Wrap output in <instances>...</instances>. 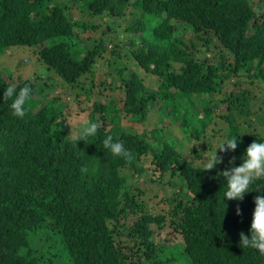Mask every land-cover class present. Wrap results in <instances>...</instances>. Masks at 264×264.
<instances>
[{
	"label": "trees",
	"instance_id": "obj_1",
	"mask_svg": "<svg viewBox=\"0 0 264 264\" xmlns=\"http://www.w3.org/2000/svg\"><path fill=\"white\" fill-rule=\"evenodd\" d=\"M62 2L0 0V51L34 47L40 60L63 81L39 90L35 81L40 78L14 85L13 72L0 69V264H264V254L240 246V234L250 236L255 197L264 193H247L243 201L225 199L227 185L219 175L231 167L233 157L239 166L246 148L264 138V112L263 131L252 136H243L232 114L235 109L249 113L255 90L264 89V2ZM129 6L134 9L126 26L118 22L129 40L128 49H119V40L106 44L101 38L92 48L83 47L84 56L78 58L80 30L103 23L92 22L91 17L101 15L116 22L114 18H124ZM173 19L190 25L194 36L177 34ZM215 40L220 43L218 60L201 58L200 47L209 48ZM111 44L115 55L102 77L112 81L104 86L94 81V64ZM125 57L133 59V67ZM113 75L123 81L121 108L118 98L95 99L101 96L96 89L115 88ZM147 75L160 80L156 89L148 86ZM233 76L234 86L243 87L247 81L250 87L226 89ZM26 84L33 93L21 119L12 114V100L4 101V92L8 85L19 91ZM58 87L62 92L51 97L49 93ZM67 94L76 101L84 95L88 121L98 124V134L87 141L70 135ZM151 102H159L160 124L152 129L150 139L146 131L119 124L121 110L131 116L130 122H144ZM216 110L229 121L226 140L238 137V148L226 152L214 169L204 170L205 165L187 159L175 138L165 133L174 117L184 126L196 120L200 127L192 133L202 137ZM98 112L110 123L109 129L99 125ZM109 135L131 151V159L114 157L104 148ZM148 160L155 164L159 181L170 174L168 181L180 188L170 200L173 205L154 214L128 189L122 173L126 167L143 173ZM256 186L264 187V179ZM42 222L53 227V237L43 235ZM63 248L68 261L56 262Z\"/></svg>",
	"mask_w": 264,
	"mask_h": 264
},
{
	"label": "rangeland",
	"instance_id": "obj_2",
	"mask_svg": "<svg viewBox=\"0 0 264 264\" xmlns=\"http://www.w3.org/2000/svg\"><path fill=\"white\" fill-rule=\"evenodd\" d=\"M60 1H66L62 2L63 4L69 2L70 4L73 3L74 5H77L80 2V0ZM255 1L264 2V0ZM132 9H134L132 6L128 7L126 15L123 19L121 17H115L114 19L118 20L119 23H123V25L126 26V23H128L129 19L132 17ZM75 12L78 15V9H75ZM84 17H88V14L84 13ZM91 21L99 23L103 21V23H101V26H96V28L100 29L88 26L84 28V30H80L81 37L77 39L79 47L76 55L78 58L81 59L84 56L83 47L92 48L96 44L94 42L100 40L101 38L105 40L106 44L119 40L117 46L119 47V49L120 47L123 48L122 51L124 52V48H127L129 40L125 36V33L121 31L120 24L113 22V19H102L101 15H95L91 17ZM172 23H176L177 25V34L185 36L187 38L194 36L193 28L190 25H187L186 22H175V20L173 19ZM110 24L112 25V28ZM102 30H106L103 35ZM113 44L108 45V49H106V51L101 56H98L94 64V81H98L104 86L108 85L112 81L109 76L107 78H103L102 72L109 69L107 64L109 60H112L115 55V53L112 52L115 47V45ZM219 44L220 43L215 40L213 42H210L209 48L207 45H202L200 47L202 50V52L200 53L201 58L209 57L212 61H217L219 58L218 53L220 51ZM226 57L230 60H232L233 58L232 55H226ZM124 60L128 61L130 67H133V59L131 57L130 59H128V57H125ZM0 69L8 73L13 72L15 76L14 85H17L20 80L32 79L35 77L40 78L35 81L36 86L40 83L39 88L42 89L39 90L45 89L47 85H51L52 82L54 84L63 83L62 80L55 76V71L53 69H49L46 64L40 60L37 49L33 47L12 46L6 52L0 51ZM19 76H21L22 79H20ZM118 77V75H113V79L116 81V86L113 90H109L104 87L99 88V90L96 89V91L101 96L95 99L106 101L103 99L104 96L110 99L118 98V108H121V105L123 104L122 97L124 94V89L120 85V83L123 82L122 78L120 79V77ZM235 78V76L229 78L225 85L226 89L243 90V88L245 87H250L247 81L243 83V87H240L239 85L234 86ZM91 79L92 78L90 74H87L86 80L89 85L91 84ZM145 79L148 82V86L150 87V89H156L159 86L160 80L157 77L153 75H147ZM57 92H59L60 94L62 92V88H55L54 91H51V93L49 94L51 95V97H55L54 95ZM38 93L39 92L35 94L38 98H40V94ZM255 94V98L251 101L250 104L249 113L242 114L239 109L232 110L234 119L236 123L239 124L240 132L243 134V136H252L255 133L261 134L263 131V126H261L260 124V115L264 112V89H256ZM68 95L69 94L66 95L64 101L68 102L71 109V113L69 114L71 131L70 135L72 137H75L79 135L78 130L80 125L84 121H88L87 113H85L83 110V108H86L88 106V102L85 100L84 95L82 96L80 101H76L72 95ZM227 95L229 96V94ZM158 105L159 102L150 103V113L148 115V118L141 124L130 122L128 119L131 116L126 114L125 111L121 110V112L119 113V124L125 127L127 130H134L139 132L146 131L147 138L150 139L152 129L160 124V122L158 121L159 115L157 112ZM200 113L201 115H203L202 111H200ZM219 113L220 111H215L214 120L209 123L207 131L202 137H197L194 133H192L194 129L200 127L196 120L191 121L188 126H184V124L181 123V120H177L174 117L172 119V122L170 123V128L167 129V132L165 134L168 137H171V139L175 138L172 140L180 145L184 156L195 164L205 165L207 162L206 158L211 157L213 154H215L216 151L218 157H221L223 161L226 157V152L220 151L219 147L226 140L225 132L228 129L229 121L225 117L221 116L222 113ZM96 116L98 118L99 125H105V127L109 129L110 123L107 120L104 121L101 113L98 112ZM213 128L215 130H218L219 132L215 133ZM159 142L163 143V140ZM139 163H141V161ZM144 166L146 168V173H137L134 169L129 167H126L122 170V173L127 177V187L132 191L133 195L136 196L137 200L144 203L146 210L152 212L153 214L165 211L171 205H173L170 203V200L176 195V193H178L180 188H178L179 186L171 184L168 181V179L170 178V174L165 175L163 178L164 180L159 181V172L155 170V164L151 162V160L144 162ZM151 176L155 178V180H153ZM125 226L126 225L123 224L120 229L123 231ZM41 229L43 235H51L53 227L48 226V223L42 222ZM51 236L53 237V235ZM34 237L36 236L33 235L31 239L33 241H36ZM55 257H57L56 262L63 260L68 261V255L64 248L60 249L57 256ZM68 264H70L69 261Z\"/></svg>",
	"mask_w": 264,
	"mask_h": 264
},
{
	"label": "clouds",
	"instance_id": "obj_3",
	"mask_svg": "<svg viewBox=\"0 0 264 264\" xmlns=\"http://www.w3.org/2000/svg\"><path fill=\"white\" fill-rule=\"evenodd\" d=\"M115 23H118V20ZM32 93L33 90L28 84L20 88L19 91H17V88L14 85H8L6 87L4 101L12 100L10 107L14 116L21 119L25 117L28 110L27 105L31 100ZM78 131V141H87L89 137H94L98 134V124L86 120L80 125ZM103 145L104 148L109 150L114 157L124 159H131L132 157L131 151L125 148L122 142L114 141L111 135L103 140ZM237 148L238 137H232L223 142L219 147V150L222 152H234ZM241 160L242 163H240L239 166H236L235 157H233L229 161L231 167L219 174L223 177L224 182L227 185L226 191L224 192L225 199L243 201L247 193L253 191L264 193V187H253L257 181L264 179V138H258L251 143L246 148ZM206 161L204 170H212L222 162V158L218 157L216 151L211 157L206 158ZM81 171L87 172L88 169L82 168ZM254 203L255 209L250 227V236L242 232L240 234V246L242 245L244 248L256 249L261 254H264V194L257 195ZM240 214L241 210L237 208V215Z\"/></svg>",
	"mask_w": 264,
	"mask_h": 264
}]
</instances>
